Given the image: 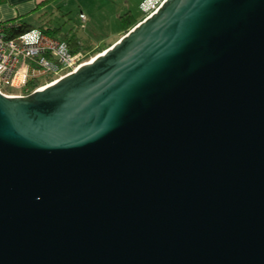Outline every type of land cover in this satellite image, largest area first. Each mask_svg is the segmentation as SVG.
<instances>
[{
	"label": "water",
	"instance_id": "95a60500",
	"mask_svg": "<svg viewBox=\"0 0 264 264\" xmlns=\"http://www.w3.org/2000/svg\"><path fill=\"white\" fill-rule=\"evenodd\" d=\"M0 264H264V0H165L0 91Z\"/></svg>",
	"mask_w": 264,
	"mask_h": 264
},
{
	"label": "built area",
	"instance_id": "2783aa9c",
	"mask_svg": "<svg viewBox=\"0 0 264 264\" xmlns=\"http://www.w3.org/2000/svg\"><path fill=\"white\" fill-rule=\"evenodd\" d=\"M164 1L143 0L140 8L148 13L145 18ZM80 18L81 25L86 27L88 15L82 11ZM10 23L0 18V91L8 96L29 95L50 83L43 84V76L53 75V81H56L88 61H83L82 51L73 53L66 40L52 36L40 27L11 37L8 35Z\"/></svg>",
	"mask_w": 264,
	"mask_h": 264
},
{
	"label": "rangeland",
	"instance_id": "374dc122",
	"mask_svg": "<svg viewBox=\"0 0 264 264\" xmlns=\"http://www.w3.org/2000/svg\"><path fill=\"white\" fill-rule=\"evenodd\" d=\"M143 0H58L52 7L38 16L39 21L51 20L56 26H63L66 31L78 27L83 38L85 50L83 61L91 60L102 52L101 47H109L120 39L125 31L121 29V14L131 10L140 20L148 14L142 12ZM161 0H158V3ZM84 10L89 15L87 26L81 25L80 13ZM106 49V48H105ZM54 80L53 75L41 78L43 84Z\"/></svg>",
	"mask_w": 264,
	"mask_h": 264
},
{
	"label": "trees",
	"instance_id": "16d2710c",
	"mask_svg": "<svg viewBox=\"0 0 264 264\" xmlns=\"http://www.w3.org/2000/svg\"><path fill=\"white\" fill-rule=\"evenodd\" d=\"M55 1L56 0H44L43 2H41V6L52 4ZM37 11L38 10H35V13H37ZM120 18L121 29L125 31V33L141 21L136 15L132 13L131 10L121 14ZM7 21L11 22L8 29V35L11 37L18 36L33 27H40L48 34L56 36L62 40H66L70 45L71 51L73 53H78L85 50V44L83 38L79 34L78 27H71L70 29L65 31L63 29V26L54 25L50 19L46 21H39L38 19L31 20L16 18ZM107 47H101L100 49L104 50Z\"/></svg>",
	"mask_w": 264,
	"mask_h": 264
},
{
	"label": "crops",
	"instance_id": "0c3cea01",
	"mask_svg": "<svg viewBox=\"0 0 264 264\" xmlns=\"http://www.w3.org/2000/svg\"><path fill=\"white\" fill-rule=\"evenodd\" d=\"M43 1L44 0H0V18L3 20H12L16 18L36 20L40 14L53 5L52 3L41 6V2ZM57 1L58 0L55 2ZM35 10H38L37 13H35ZM82 11L85 12L84 10Z\"/></svg>",
	"mask_w": 264,
	"mask_h": 264
}]
</instances>
